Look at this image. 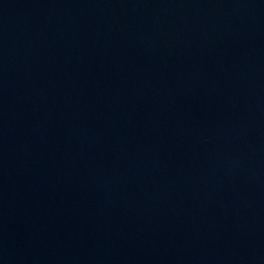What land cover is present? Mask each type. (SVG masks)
I'll return each instance as SVG.
<instances>
[{
	"label": "water",
	"instance_id": "1",
	"mask_svg": "<svg viewBox=\"0 0 264 264\" xmlns=\"http://www.w3.org/2000/svg\"><path fill=\"white\" fill-rule=\"evenodd\" d=\"M0 264H264V0H0Z\"/></svg>",
	"mask_w": 264,
	"mask_h": 264
}]
</instances>
